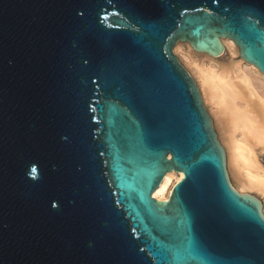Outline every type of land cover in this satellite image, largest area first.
Wrapping results in <instances>:
<instances>
[{"label":"water","instance_id":"water-1","mask_svg":"<svg viewBox=\"0 0 264 264\" xmlns=\"http://www.w3.org/2000/svg\"><path fill=\"white\" fill-rule=\"evenodd\" d=\"M222 36L264 73V0H0V264H264L173 52Z\"/></svg>","mask_w":264,"mask_h":264},{"label":"bare ground","instance_id":"bare-ground-1","mask_svg":"<svg viewBox=\"0 0 264 264\" xmlns=\"http://www.w3.org/2000/svg\"><path fill=\"white\" fill-rule=\"evenodd\" d=\"M221 40L233 45L229 36ZM195 68L201 91L219 120L237 184L264 194V73L246 59L231 73L219 72L212 64H195ZM182 176L180 170L166 171L153 196L169 198L172 186ZM260 207H264L262 201Z\"/></svg>","mask_w":264,"mask_h":264},{"label":"rangeland","instance_id":"rangeland-1","mask_svg":"<svg viewBox=\"0 0 264 264\" xmlns=\"http://www.w3.org/2000/svg\"><path fill=\"white\" fill-rule=\"evenodd\" d=\"M224 37H227V36L220 37V41H222L221 38L223 39ZM225 39H228V38H225ZM230 41L233 44L231 47L228 44L221 42L222 48L217 53L213 54V53H210L204 50L196 49L195 47H193L191 42H189L188 40L179 39L173 46V52L176 55L179 62L184 66V68L192 76V78L194 79L199 89L201 99H202V104L211 119V125L213 127V130L216 133V137L219 140V143L224 148L225 166H226V170H227L231 184L240 192L249 191L250 193L256 195L263 202V205H264V194L259 189L251 188V189L246 190L237 184L235 180L236 172H235L234 166L232 165L228 157L227 147H226V143L223 138L224 137L223 132H221L222 130L220 127L219 120L217 116L215 115L214 108L211 107L212 105H210V102L205 99L206 97L204 95V92L201 91L202 88L200 87L199 78L196 72L197 68H195V64L203 66V67H207L210 64H212L213 67H215L219 72L231 73L232 71H234L235 68L241 65V63H244V59L240 55V50H239L238 45L235 42H233L232 38ZM261 210L264 213V207H262Z\"/></svg>","mask_w":264,"mask_h":264}]
</instances>
